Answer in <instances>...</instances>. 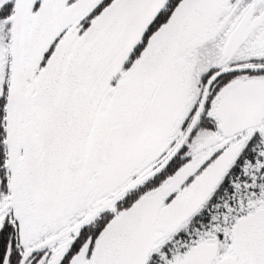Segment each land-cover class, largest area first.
I'll list each match as a JSON object with an SVG mask.
<instances>
[{
    "label": "snow or ice",
    "instance_id": "obj_1",
    "mask_svg": "<svg viewBox=\"0 0 264 264\" xmlns=\"http://www.w3.org/2000/svg\"><path fill=\"white\" fill-rule=\"evenodd\" d=\"M0 264H264V0H0Z\"/></svg>",
    "mask_w": 264,
    "mask_h": 264
}]
</instances>
